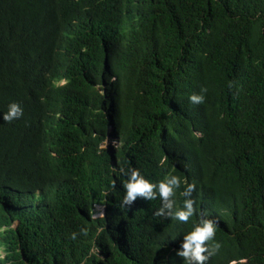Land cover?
Returning a JSON list of instances; mask_svg holds the SVG:
<instances>
[{"label": "trees", "instance_id": "trees-1", "mask_svg": "<svg viewBox=\"0 0 264 264\" xmlns=\"http://www.w3.org/2000/svg\"><path fill=\"white\" fill-rule=\"evenodd\" d=\"M121 168L176 210L195 182L207 264H264V0H0V264H184L200 217L124 206Z\"/></svg>", "mask_w": 264, "mask_h": 264}, {"label": "clouds", "instance_id": "clouds-1", "mask_svg": "<svg viewBox=\"0 0 264 264\" xmlns=\"http://www.w3.org/2000/svg\"><path fill=\"white\" fill-rule=\"evenodd\" d=\"M207 92L206 88L201 89V94H193L189 100L193 104H203L205 101L204 93ZM23 115V109L17 103L9 105L8 111L3 115V120L12 122L19 119ZM110 140L109 138L106 140ZM116 144V142H115ZM108 147V146H107ZM115 171V169H114ZM120 173L127 177L124 182L125 195L122 204L131 208L134 201L143 199L147 201L159 198L161 207L154 213L155 216L164 218H174L183 224H187L194 216H199L198 222L194 224L192 230L183 236V241L176 251V256L183 259L184 264H207L210 257L216 254L220 245L214 243L215 235L217 232V223L212 219L204 217L203 213H198L195 207V200L192 198L193 193L196 191V184L186 183L183 191L180 193L184 197L183 208L176 210V201L174 197L177 194V189L181 187V179L178 176H171L158 183H153L146 179L138 169H125L121 168ZM115 181L113 182V187ZM95 207H102L104 216V206L96 205L93 207L91 216L94 217ZM81 233L87 235L86 229H81ZM76 233L71 234V239L75 240Z\"/></svg>", "mask_w": 264, "mask_h": 264}, {"label": "rangeland", "instance_id": "rangeland-1", "mask_svg": "<svg viewBox=\"0 0 264 264\" xmlns=\"http://www.w3.org/2000/svg\"><path fill=\"white\" fill-rule=\"evenodd\" d=\"M107 146H113L114 147V146H116V144H115L114 141L108 140L107 144H105L104 147H107ZM94 211H95V213L93 214L94 217H99V216H101L103 214V208L102 207H95ZM0 255L3 256V253H2L1 249H0Z\"/></svg>", "mask_w": 264, "mask_h": 264}]
</instances>
